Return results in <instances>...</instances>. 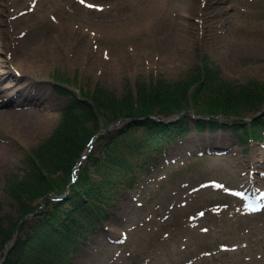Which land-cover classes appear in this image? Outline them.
<instances>
[{
	"label": "rangeland",
	"instance_id": "1",
	"mask_svg": "<svg viewBox=\"0 0 264 264\" xmlns=\"http://www.w3.org/2000/svg\"><path fill=\"white\" fill-rule=\"evenodd\" d=\"M149 1L0 0V144L11 151L0 158L3 217L18 216L8 177L23 174L29 149L61 119L67 96L54 73L77 91L103 83L120 94L126 79H177L207 55L229 80L264 81V0H157L171 8L157 21ZM249 145L232 131L193 130L119 194L74 264H264V138ZM249 192L262 197L260 211Z\"/></svg>",
	"mask_w": 264,
	"mask_h": 264
},
{
	"label": "trees",
	"instance_id": "2",
	"mask_svg": "<svg viewBox=\"0 0 264 264\" xmlns=\"http://www.w3.org/2000/svg\"><path fill=\"white\" fill-rule=\"evenodd\" d=\"M64 81L72 79L55 80L68 97L58 125L30 148L23 174L8 177L18 216L0 214V259L19 229L3 264H73L72 255L110 219L119 194L136 188L141 173L157 167L169 146L193 129L231 130L242 143L263 138L264 81H230L207 56L175 80H125L120 94L102 83L77 93ZM119 120L99 137L101 150L90 153L74 181L73 170L91 139Z\"/></svg>",
	"mask_w": 264,
	"mask_h": 264
},
{
	"label": "bare ground",
	"instance_id": "3",
	"mask_svg": "<svg viewBox=\"0 0 264 264\" xmlns=\"http://www.w3.org/2000/svg\"><path fill=\"white\" fill-rule=\"evenodd\" d=\"M129 2L131 0H128ZM156 3H159L160 6L157 8L156 6ZM169 3L170 1L168 2H158L157 0H150L148 5H149V9L151 10L149 12V18L151 20H155L157 21L159 19L160 16H162V13L163 11L166 13V14H169V11L171 10L170 6H169ZM140 18L139 15H135L132 17V21L131 22H134V23H138V19ZM30 56H22L20 57V62L19 63V66L22 67V69L24 71H27L30 67L27 66L26 62L28 61ZM45 120H46V116L41 114V116L39 117L38 119V122H37V127H40L43 123H45ZM4 147L3 145L0 144V158H9L10 156V149L9 148H6Z\"/></svg>",
	"mask_w": 264,
	"mask_h": 264
},
{
	"label": "water",
	"instance_id": "4",
	"mask_svg": "<svg viewBox=\"0 0 264 264\" xmlns=\"http://www.w3.org/2000/svg\"><path fill=\"white\" fill-rule=\"evenodd\" d=\"M115 125H113L112 127H114ZM110 129V128H109ZM87 154H85V156H86ZM16 235V234H15ZM15 235L13 236V238H12V240L9 242V244L6 246V249H5V255H6V253H7V251H8V249L12 246V244H13V239H14V237H15ZM4 258H5V256H4ZM3 258V259H4ZM2 263V261H0V264Z\"/></svg>",
	"mask_w": 264,
	"mask_h": 264
},
{
	"label": "snow or ice",
	"instance_id": "5",
	"mask_svg": "<svg viewBox=\"0 0 264 264\" xmlns=\"http://www.w3.org/2000/svg\"><path fill=\"white\" fill-rule=\"evenodd\" d=\"M81 2L83 3V2H84V0H81ZM89 7H95V5H89Z\"/></svg>",
	"mask_w": 264,
	"mask_h": 264
}]
</instances>
